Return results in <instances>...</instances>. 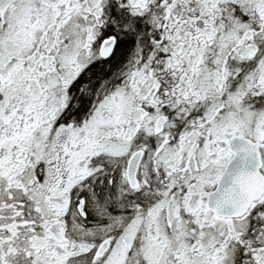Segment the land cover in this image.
<instances>
[{
	"label": "snow or ice",
	"instance_id": "1",
	"mask_svg": "<svg viewBox=\"0 0 264 264\" xmlns=\"http://www.w3.org/2000/svg\"><path fill=\"white\" fill-rule=\"evenodd\" d=\"M0 264H264V0H0Z\"/></svg>",
	"mask_w": 264,
	"mask_h": 264
}]
</instances>
